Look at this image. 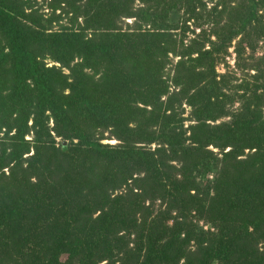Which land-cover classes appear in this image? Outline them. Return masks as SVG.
<instances>
[{"label":"trees","instance_id":"16d2710c","mask_svg":"<svg viewBox=\"0 0 264 264\" xmlns=\"http://www.w3.org/2000/svg\"><path fill=\"white\" fill-rule=\"evenodd\" d=\"M41 1L0 0V264H264V0Z\"/></svg>","mask_w":264,"mask_h":264},{"label":"rangeland","instance_id":"374dc122","mask_svg":"<svg viewBox=\"0 0 264 264\" xmlns=\"http://www.w3.org/2000/svg\"><path fill=\"white\" fill-rule=\"evenodd\" d=\"M218 0H203V3H204V6H205V12H209V9L211 8V5H213L215 2H217ZM235 3V2H234ZM233 5V4H232ZM36 7L38 8V9H40L39 10V12H42V13H44L46 16H48V14L50 13V11L45 7V4L44 3H42V1L41 0H37V4H36ZM217 9H219V8H217ZM56 14L58 13V11H56L55 12ZM203 14H205V13H203ZM61 15V14H60ZM204 20V22H201V21H203ZM206 20V21H205ZM207 20H209L208 18L206 19V18H202V19H200V20H197V21H195V20H189L188 22H186V27H187V30H186V32H185V36H184V43L185 42H187L189 39H191V38H193L194 37V35H196L197 33H198V31L200 30V29H204V30H208L209 29V25H210V23L207 21ZM132 22V19H129V20H126V22L128 23V22ZM78 22H81L80 21V19H78ZM196 23H201L200 25L201 26H199V28H197V26H196ZM223 23V20L221 21V23L220 24H222ZM59 25H62V26H68V21H66L65 20V18L62 16L61 18H59V20L58 21H56V22H54V23H52L51 24V27H50V30H52V31H54V30H57L58 29V26ZM181 28L183 27V26H180ZM213 38L211 37V40H212ZM237 40V39H236ZM236 40H234V41H232L231 42V46H230V48H228L227 49V55L226 56H224V58H223V60H224V63L226 64V66L228 67V68H226L224 65H219V66H217L216 67V70L218 71V72H220V73H223L224 71H233V72H236V70H235V65H234V60H235V54H234V52H233V45L235 44V42H236ZM264 51V44L262 43V40H259L258 42H257V44H256V47H255V50H254V53H253V55L255 56V57H257V56H260L261 54H262V52ZM249 54V51L248 50H245V53H244V55L242 56L244 59H246V56ZM45 64L47 65V66H50V65H55V66H57V64L56 63H53L52 64V62H50V61H48V60H46L45 61ZM250 73H252V72H250ZM239 72H236V78H241L239 75ZM29 137V136H28ZM28 137H26V139H29ZM115 141L114 140H103L102 141V143H107V144H113ZM199 226H201L202 227V223H199ZM206 227L205 226H203V229H205Z\"/></svg>","mask_w":264,"mask_h":264}]
</instances>
